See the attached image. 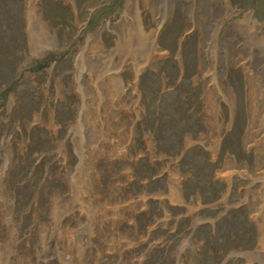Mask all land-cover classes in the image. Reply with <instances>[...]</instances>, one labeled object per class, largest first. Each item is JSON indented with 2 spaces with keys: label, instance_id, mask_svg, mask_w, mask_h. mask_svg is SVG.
<instances>
[{
  "label": "rangeland",
  "instance_id": "rangeland-1",
  "mask_svg": "<svg viewBox=\"0 0 264 264\" xmlns=\"http://www.w3.org/2000/svg\"><path fill=\"white\" fill-rule=\"evenodd\" d=\"M192 1L174 0L158 23L140 0L144 31L158 30L156 59L136 78L122 64L116 90L93 89L87 41L115 48L126 0H37L54 38L36 50L26 0H0V264H264L247 76L231 63L232 104L221 94L209 110L204 79L215 69L201 62L200 29L185 35ZM228 1L264 29V0ZM217 44L220 63L227 43ZM99 90L108 101L97 105Z\"/></svg>",
  "mask_w": 264,
  "mask_h": 264
},
{
  "label": "bare ground",
  "instance_id": "bare-ground-1",
  "mask_svg": "<svg viewBox=\"0 0 264 264\" xmlns=\"http://www.w3.org/2000/svg\"><path fill=\"white\" fill-rule=\"evenodd\" d=\"M147 7L154 12V18H157L158 23L164 18L168 17L173 9L174 0H165L160 10L158 0H142ZM141 2V4H143ZM184 8L191 13L193 24L189 26L185 35L190 34V30L198 27L201 31V48L200 53H203L201 62H206L208 66L215 69V72L208 78L205 75V95L207 98V106L212 112L219 110V96L224 95L225 101L232 104V95L230 89L225 84L224 71L231 65V63L238 61L247 76V100L249 104V125L245 131L244 140L248 146L255 147V149L262 153L259 154L257 161V168L264 165V29L260 30V24L257 20L246 13L236 12L232 7L230 1L227 0H193L186 4ZM195 16V17H194ZM26 18L29 28L32 31L31 48L37 49L40 46L39 41H52L53 36H46L45 29H49L50 24L43 25L42 18L39 15L37 0H26ZM206 20L210 24H206ZM114 30L117 31L116 46L111 52H103L101 47H98L96 36L89 38L87 47L89 50L90 64L93 63V72L95 75V84L93 89H100V87L113 83L116 90L121 88L123 84L121 79L117 76L122 64L131 63L132 74L136 78V73L143 64L151 63L156 59L157 53V31L148 29L145 32V27L141 22L140 16V0H126L121 22L115 25ZM39 30V34L35 32ZM261 31V34L258 33ZM225 33L229 37H225ZM49 34V31H48ZM99 35V34H98ZM223 38L227 46L225 53H221L218 63L217 53L219 52L218 40ZM89 42V44H88ZM78 45L74 50H76ZM91 47V48H90ZM84 55L83 52L78 53V56ZM118 55L119 64L113 65V56ZM237 56V57H236ZM87 57V56H86ZM203 63H201L202 65ZM101 69L104 71H111V76L105 74L102 76ZM212 69V71H213ZM210 68L205 71H210ZM99 74V76L97 75ZM102 77V78H101ZM217 79L219 83V90L215 91L212 87V80ZM135 81V80H134ZM135 83V82H133ZM82 83L77 87L84 92ZM92 93V92H90ZM98 98L97 105L106 103L108 98L102 94L101 90L94 92ZM94 100L93 95L89 94ZM114 95L112 98H117ZM119 99V98H117ZM120 101V100H117ZM85 101L83 100V104ZM81 108V104H76ZM218 127V126H216ZM218 132L215 128L212 130V135ZM218 142V135L214 136L213 145ZM217 146V144H216ZM216 146L213 149L216 152ZM228 177V176H227ZM2 189H0V193ZM260 226L259 246L261 251H264V218L257 220ZM249 258L259 256V251L256 253H248Z\"/></svg>",
  "mask_w": 264,
  "mask_h": 264
}]
</instances>
